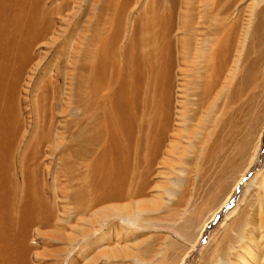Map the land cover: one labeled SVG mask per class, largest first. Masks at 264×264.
Segmentation results:
<instances>
[{"label":"rangeland","instance_id":"374dc122","mask_svg":"<svg viewBox=\"0 0 264 264\" xmlns=\"http://www.w3.org/2000/svg\"><path fill=\"white\" fill-rule=\"evenodd\" d=\"M184 1L45 0V8L54 10L53 33L31 48L35 59L21 77L20 96L36 82L42 93L44 79L38 81V75L47 72L44 76L52 79V87L57 86L58 105L63 106V112L52 115L53 132L75 130L78 76L82 84L97 85L101 119L107 83L113 84L114 66H118L111 61L112 53L116 50L129 59L124 48L135 30L142 40L138 49L135 46L136 61L142 63L131 75L145 80L138 88L133 117L138 122L144 118L145 130L158 129L168 111L169 131L154 159H148L145 149L143 155L131 149L129 163L120 167L129 174L111 185L119 189L122 200L93 204L83 194L88 210L80 215L70 196L90 180L88 157L73 156L63 163L54 149L36 156L33 166L40 165L33 171L37 202L51 207L53 222L44 228L33 226L34 222L24 224L21 216L12 222L0 221V255L6 257H0V264H8L10 258L15 260L11 264H264V0H203L200 5V0H191L197 24L194 34L190 26L195 49L192 62L186 64L177 43L183 36L177 23L186 10ZM155 3L171 15V44L160 49L169 48L172 55L171 63L166 62L173 64L171 88L166 89L157 81L160 52L155 51L148 71L142 58L154 51L144 44L143 27L136 29L146 22L147 6ZM199 12L207 15L204 22L196 20ZM116 30L114 46L96 44L99 37L109 41ZM226 31L233 36L228 58L215 64L221 73L219 85L204 94L201 87L210 67L195 50L207 48L201 45L202 38L219 37ZM160 37L156 36L154 46ZM91 38L95 43L87 45ZM95 47L97 71L91 79L80 67L93 56L87 49ZM130 91L135 93L129 90V95ZM27 110L26 106L25 115ZM177 130L181 136L175 137ZM105 149L109 156L110 147ZM102 180L97 175L91 182L93 199L99 196L96 185L103 186Z\"/></svg>","mask_w":264,"mask_h":264},{"label":"bare ground","instance_id":"6f19581e","mask_svg":"<svg viewBox=\"0 0 264 264\" xmlns=\"http://www.w3.org/2000/svg\"><path fill=\"white\" fill-rule=\"evenodd\" d=\"M172 1L167 0V3ZM202 1H198L199 5L202 4ZM184 2L186 10L182 12L177 23V27L182 31L183 36H180L177 43L182 63L186 64L191 63L193 59V49H195L193 34L196 31L193 27L197 22L193 17L194 12L190 11L196 5L191 0ZM147 7L145 12L146 22H143V25H136V29L137 26H140V30L143 27L144 44L147 45L148 50L154 52H146L145 59L142 58V61L148 71L151 70L153 65L152 56L154 57L155 51L158 50L160 52L158 60L161 62V66L157 69L158 84H161L164 89L171 88L173 64L170 66L166 62L171 63L170 57L172 55L169 48L166 52L160 50L171 44L169 37L172 25L168 21L171 15L165 13L163 5L159 7L157 4H151ZM157 8L159 9L154 11ZM52 13H54V10L45 8V0H0V221L12 222L21 216L24 219V224L29 225L34 222L33 226L38 225V227L43 226L44 228L51 226L54 212L51 207H45L37 202L39 197L33 184V179L37 181V178L33 171H38L40 165L37 168L33 166L37 159L36 156L54 149L58 150L59 159L63 163L73 156L85 155L88 157L87 170L90 180L84 182L86 185L82 186L81 191L74 192L70 196L72 202L76 204L75 212L80 215L88 210V207L84 205L83 194H87L93 204L113 202L119 198V200H122V195L117 193L119 189L113 190L111 185L112 181H114V184L122 182L121 180L129 174L128 171H124L120 167L129 163L131 149L135 153H142V155L143 149H145L148 159H154L160 155L169 131L168 111H165L164 122H159V124H162L159 127L157 126L158 129L150 128L146 130L145 125L147 123L144 118L138 122L135 119L136 114L132 111L140 94L138 88L145 80L141 75H131L132 71L136 70V66L141 62L140 59L139 62L138 59L136 61L135 46L137 43L142 44V40L141 37L137 38L138 32L134 29L135 32L131 40L124 48V52L129 53L130 58L125 60L123 56H119L116 50L112 53L111 61L113 64L118 63V66H114L113 71L116 70V75H114L113 84L110 86V82L107 83L108 94H106L107 97L100 105L101 119H99L98 114L97 85L90 86L88 82L82 84V77L78 76L77 80L81 84L77 86L75 91V93L78 92L76 107L79 114L75 122V130L69 128L66 131L53 132L52 115L57 111L63 112V106L58 105L59 91L57 86L52 87V79L44 76L47 75V72L38 75V81L44 79L41 85L42 93L38 91L39 85L36 82L32 89L29 87L25 90L24 95L20 96V86L24 80L23 77L21 81V77L25 69H28L35 59L31 55V48L37 43L48 40L53 33ZM200 14L199 16L196 14L195 17L198 18L196 20L199 22L201 18L204 22L207 15ZM190 26L193 28L192 36ZM261 27L259 25V28ZM118 34L119 30H116L115 35L109 41L99 37L96 39V44L114 46ZM158 34H161L162 37H160V42L155 41L157 42L155 45L158 44V46H154L153 42ZM232 34H230V31H226L219 37L209 38L206 36L201 39L200 43L204 47L206 45L207 48H197L199 50H195L203 63L210 67L208 80H204L201 87L204 94H210L219 85L221 73L220 70L215 69V64L228 58V44L233 36ZM56 35L58 37L62 36L61 33H56ZM93 40L91 38L85 42L88 45L89 43H95ZM136 47L138 49V46ZM87 50L93 53V56H89L80 68L83 71H88L89 77L94 79L97 71L96 47ZM76 51L81 53L78 46H76ZM139 53L140 51L137 54L139 55ZM141 57L144 56L141 55ZM41 60L39 58L37 62L39 63ZM56 73H59V77L60 72L58 69ZM94 87L95 89H93ZM219 89L222 90L223 87L221 86ZM129 90L135 93L130 91L129 95ZM203 93L201 92L202 95ZM154 101L152 100L153 103H155ZM24 106L28 107L27 115H25ZM24 117L27 119H24ZM136 125H138L137 131H135ZM100 127H103V129H100ZM188 129V127H184V130L187 131ZM173 136H181V133L177 130L173 132ZM124 140H128V144H125ZM59 146L61 147L59 148ZM106 147H110L109 156ZM174 147H176V144H174ZM74 150L77 151L69 154V151ZM97 175L103 176L102 182L104 185L101 187L96 185L99 196L93 199L96 195L92 193L91 182ZM122 193L125 194L123 191ZM52 207L54 208V206ZM52 226L54 227V225ZM57 232L60 233L59 230ZM0 257L6 258L1 255ZM12 261L15 260L10 258L8 264H11Z\"/></svg>","mask_w":264,"mask_h":264}]
</instances>
